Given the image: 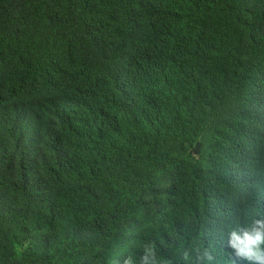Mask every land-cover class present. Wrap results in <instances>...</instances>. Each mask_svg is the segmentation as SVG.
Instances as JSON below:
<instances>
[{"label": "trees", "instance_id": "16d2710c", "mask_svg": "<svg viewBox=\"0 0 264 264\" xmlns=\"http://www.w3.org/2000/svg\"><path fill=\"white\" fill-rule=\"evenodd\" d=\"M261 216L264 0H0V264H248Z\"/></svg>", "mask_w": 264, "mask_h": 264}, {"label": "clouds", "instance_id": "9594fccd", "mask_svg": "<svg viewBox=\"0 0 264 264\" xmlns=\"http://www.w3.org/2000/svg\"><path fill=\"white\" fill-rule=\"evenodd\" d=\"M228 247L232 249L236 257L247 261L248 264H264V216L255 219L251 226L232 230L229 233ZM213 261L215 264H235L234 260L214 257L207 249L197 257L196 264H212ZM124 264H135V261L129 256ZM142 264H157L155 253L150 245L145 247Z\"/></svg>", "mask_w": 264, "mask_h": 264}]
</instances>
